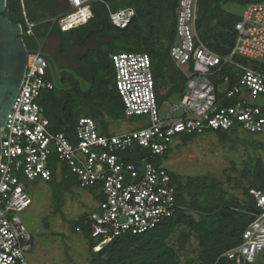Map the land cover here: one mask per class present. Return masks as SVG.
<instances>
[{"label":"built area","instance_id":"1","mask_svg":"<svg viewBox=\"0 0 264 264\" xmlns=\"http://www.w3.org/2000/svg\"><path fill=\"white\" fill-rule=\"evenodd\" d=\"M69 3L71 11L58 20L62 31L93 17L91 0ZM109 13L112 24L120 28H126L136 15L132 7L109 8ZM196 19V1L182 0L178 36L171 49L175 65L187 79L178 104L160 101L165 89L156 86L148 53L111 56L126 116L145 119L123 133H104L93 118L85 116L71 135L53 131L41 97L54 89L47 76L55 67L42 49L30 50L26 75L1 141L0 264H31L34 237L21 218L33 203L26 181H49L54 172L61 176L67 167L79 188L97 190L102 200L86 219L92 238H103L97 251L116 237L155 228L179 209L169 171L155 156L181 143V135L200 136L214 130L264 133V71L238 60L264 59V2L247 5L228 55L212 51L201 41ZM33 26L28 22L26 35H33ZM226 68L239 72L233 83ZM130 156L137 159L132 161ZM250 192L260 212L243 232L241 243L224 254L236 264L264 262V192ZM76 232L82 234L80 227Z\"/></svg>","mask_w":264,"mask_h":264},{"label":"trees","instance_id":"2","mask_svg":"<svg viewBox=\"0 0 264 264\" xmlns=\"http://www.w3.org/2000/svg\"><path fill=\"white\" fill-rule=\"evenodd\" d=\"M195 1L198 37L209 49L221 55H228L233 49L238 36L236 25L243 14H235L224 5L237 3L247 6L252 2H264ZM181 4L182 0H91L93 17L84 25L62 31L58 20L71 11L69 0H7L5 15L14 24L22 25L23 38L29 50H34L41 40L59 41L52 61L55 71L50 69L47 76L55 86L53 90L44 91L41 97L51 129L71 135L79 119L85 116L93 118L102 132L109 133L113 123L126 119L115 83L111 59L114 54L148 53L156 86L165 89L160 101L169 100L174 95L182 96L187 79L171 56L178 36ZM128 7L136 12L132 22L126 28L113 25L109 8L117 11ZM28 22L34 23L31 36L26 35ZM238 60L264 71L263 61L243 57ZM225 74L233 83L239 72L226 68ZM208 133L218 136L221 141H229L238 131L214 130ZM196 137V134L181 135V143L186 145ZM258 149H264V146L257 144ZM171 153L172 148L156 155L155 161L160 163ZM129 159L135 161L137 158L130 156ZM68 173V168L63 167L61 176L54 172L48 181L55 186L51 204L54 215L64 216L65 194L74 186L79 187L76 178ZM238 173L239 180L231 177L224 180L208 174L182 176L169 171L176 187L179 205L176 213L145 233L116 237L98 251L95 247L103 238H92L86 221L88 213L80 215L71 222V230L75 233L80 227L87 242L86 264H177L193 238L198 242V256L190 259L189 264H236L224 254L241 243L243 232L255 219V214L260 212L250 190L264 192V159L251 157L244 160ZM49 225L47 223L46 228L49 229ZM60 235L62 240H66L64 234ZM69 252L68 247L66 255L69 256ZM254 264L264 262L258 260Z\"/></svg>","mask_w":264,"mask_h":264},{"label":"rangeland","instance_id":"3","mask_svg":"<svg viewBox=\"0 0 264 264\" xmlns=\"http://www.w3.org/2000/svg\"><path fill=\"white\" fill-rule=\"evenodd\" d=\"M224 7L235 13L242 14L246 5L227 3ZM58 39L41 40L34 50L42 52L54 59V49ZM260 61L264 62V59ZM55 66V65H54ZM57 74L59 71L56 65ZM55 79L57 77L54 76ZM170 104H178L181 96L174 95L168 100ZM260 104V102H257ZM145 119L137 116L126 117L124 121L115 122L110 126V131L123 133L135 129L144 123ZM179 143L173 145L172 153L168 159H162V164L169 171L182 176L212 175L218 178L239 180V170L243 161L249 158L262 157L264 149L256 150V145L264 146V133L253 135L245 130L232 135L229 141H221L211 133L202 134L193 138L186 145ZM72 178L71 173H68ZM31 190L32 205L21 213V218L34 237V250L29 256L31 264H86L88 259V245L80 233H73L71 222L80 215L96 211L102 196L97 190L82 189L74 186L64 196V216L52 213V193L55 186L44 180L26 181ZM49 223L50 228H46ZM56 233L57 235H53ZM59 234V235H58ZM64 234L66 240H62ZM173 244V241L171 242ZM70 248L69 256L67 248ZM98 251V250H97ZM198 242L191 240L188 248L182 253L177 264H189L190 259H197Z\"/></svg>","mask_w":264,"mask_h":264},{"label":"water","instance_id":"4","mask_svg":"<svg viewBox=\"0 0 264 264\" xmlns=\"http://www.w3.org/2000/svg\"><path fill=\"white\" fill-rule=\"evenodd\" d=\"M7 0H0V160L1 141L9 113L23 84L28 56L21 24H14L8 16ZM52 67H54L51 61Z\"/></svg>","mask_w":264,"mask_h":264},{"label":"clouds","instance_id":"5","mask_svg":"<svg viewBox=\"0 0 264 264\" xmlns=\"http://www.w3.org/2000/svg\"><path fill=\"white\" fill-rule=\"evenodd\" d=\"M24 32V31H23ZM24 34V33H23ZM81 234V233H80ZM81 236H82V234H81ZM225 257V256H224Z\"/></svg>","mask_w":264,"mask_h":264}]
</instances>
